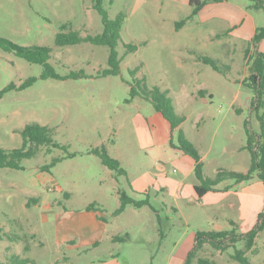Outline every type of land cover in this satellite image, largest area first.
Segmentation results:
<instances>
[{"label":"rangeland","instance_id":"374dc122","mask_svg":"<svg viewBox=\"0 0 264 264\" xmlns=\"http://www.w3.org/2000/svg\"><path fill=\"white\" fill-rule=\"evenodd\" d=\"M189 1L104 0L111 20L123 16L117 47L120 74L97 78L108 68V47L55 44L64 24L82 37L103 32L92 0H0V37L22 47H50L49 64L60 76L81 71L90 76L42 79V65L0 48V93L11 84L19 87L36 78L30 87L0 98V149L21 148L22 130L34 123L48 127L54 142L67 147L45 145L20 163L23 169L0 168V261L17 255L36 264H181L180 248L199 231L209 229L201 203L178 205L168 191L151 186V206H129L114 215L121 204L119 191L136 200L146 196L128 176H117L90 154L105 146L112 157L121 159L133 180L146 175L147 187L157 182V173L184 187L197 180L193 175L183 181L179 166L160 162L154 151L147 150L156 109L141 97L131 100V84L139 79L151 90L167 91L176 113L186 117L182 129L204 158L205 176L250 168L247 130L261 132L264 107H252L255 95L244 82L249 76L245 39L253 38L255 27H264V11L250 0H206L202 11L178 30L176 24L191 15ZM231 25L234 28L227 34ZM127 44L138 50L126 54ZM199 56L211 57L231 71L218 73L200 62ZM134 69H138L135 77ZM68 153L76 156L66 158ZM56 158L62 161L42 171ZM94 203L102 212L87 211ZM260 203L263 209V197ZM257 220L258 216L245 227L239 225L237 234L252 229ZM126 235V241H114ZM205 249L199 257L214 264H241L234 259L238 251H244L251 264H264V230L248 252L245 241L225 251L210 245Z\"/></svg>","mask_w":264,"mask_h":264},{"label":"trees","instance_id":"16d2710c","mask_svg":"<svg viewBox=\"0 0 264 264\" xmlns=\"http://www.w3.org/2000/svg\"><path fill=\"white\" fill-rule=\"evenodd\" d=\"M104 0H92L94 10L101 16L103 23V32L96 36L82 37L79 32L73 31L69 28L68 24H64L61 27V32L56 35L55 44L57 47L74 46L81 43H90L97 46H106L109 48L108 68L99 72V77L118 76L120 74V62L117 47L121 39V28L123 24V16L119 15L115 20H111L107 11L103 7ZM254 3L256 9L264 11L263 0H250ZM192 12L189 17L176 24V28L179 30L186 23L197 16L202 9L206 6V0H190L189 1ZM264 41V27H259L249 44V49L246 51V57L249 60V76L244 80L245 84L249 86L254 95L251 100L253 108L259 109L264 107V52L260 51V46ZM0 48L6 52L15 53L18 57L26 60L32 64H40L43 66L44 71L41 75L42 79H56V80H78L82 78H89L84 72H71L67 76H60L56 73L55 69L49 64L51 58L52 49L45 46H19L7 38L0 37ZM126 54L136 52L138 47L133 44H127L125 46ZM251 51L254 54L251 56ZM198 60L205 65L211 66L218 73L228 75L231 71L230 66L219 65V62L211 57L199 56ZM138 69L131 70L132 76L135 77ZM36 78H29L19 87L14 84L9 85L0 93V98L7 92L19 89L23 90L30 87ZM131 100L136 97H141L144 100L150 102L157 112L170 123L172 138L170 140V146L176 150L181 151L185 155L191 157L195 162V176L198 183L195 185V191L199 197H203L209 192L218 191L217 187L229 180L235 181L237 184L242 182H248L253 178H258L264 184V121L260 118L261 132L255 134L252 130H247L248 141L246 149L252 154V163L247 173L219 170L215 177L208 178L204 174V161L196 146L185 135L182 125L186 121L185 116H181L176 113L173 100L170 98L167 91H162L158 87L149 89L143 80L134 79L130 88ZM131 100H127L130 102ZM248 123L246 122V125ZM175 134L177 135V143H174ZM21 135L23 137L22 147L13 150L0 149V168L8 169H23L21 162L24 159H29L40 152L43 146H51L53 148L66 150V146H62L54 142L51 130L40 124H29L22 130ZM90 154L97 156L102 164L108 169L114 171L117 176L127 177V170L122 166V163L112 157L108 149L105 146L100 148H94L90 150ZM76 154L68 153L66 158H74ZM62 161V158H56L52 164L43 167L42 171H49L51 167ZM120 207L115 211L114 215L118 216L122 214L127 207L133 206L136 209H141L145 206H151L149 196L145 194L146 198L142 200H136L128 194L127 191H119ZM34 203H38V199L31 200ZM30 204V202H28ZM88 211H100L97 204H91L87 207ZM232 230L228 231H210V232H198L196 239L197 243L195 248L188 254L183 264H214V261L207 257H199V253L204 251V247L211 246L218 251H225L226 249L235 246L240 241H245V250L251 251L254 248L255 240L258 234L264 230V207L258 215V220L255 226L249 231L241 232L237 234V226L235 223H231ZM3 229L0 228V240L3 239L1 234ZM117 236L114 241H126V238ZM234 259L241 264H251L245 257L244 251H238L234 256ZM0 264H36L28 259L21 258L14 255L8 262L0 261Z\"/></svg>","mask_w":264,"mask_h":264},{"label":"crops","instance_id":"0c3cea01","mask_svg":"<svg viewBox=\"0 0 264 264\" xmlns=\"http://www.w3.org/2000/svg\"><path fill=\"white\" fill-rule=\"evenodd\" d=\"M232 26L233 25H231L230 28L227 29V34H229V32H232L234 28ZM257 28L259 27L254 28L255 33ZM252 39L253 38L248 37L245 40L249 41L250 44ZM210 41L212 42L213 39H211ZM260 51L264 52V41L260 46ZM151 124L153 130L152 136L149 138L147 150L151 152L154 151L152 153H155V155L159 157L158 159L160 162L169 161L179 166L183 170V181L190 179L193 175L195 176L194 160L181 151L176 150L170 146V140L172 138L170 123L162 116V114L156 111ZM189 140L195 145V143L191 139ZM202 159L204 161L203 157ZM118 160L122 163L120 158H118ZM248 170L242 173H247ZM128 177L129 182H131L132 185L138 188V190H140L139 192L144 195H148L149 199L152 193V189H150L151 186L152 188H157V190L160 189L163 193L165 191H168L169 195L171 194L170 196L174 198V201L178 205L182 203L188 205L201 203V205H203L206 209V225L209 226V229H203L204 231L199 232L228 231L225 228L226 226H231L232 222L237 226L241 225L245 227L247 223L254 222L255 218H257L258 214L262 210L260 200L262 199V197L264 198V184L258 178H253L248 182H242L240 184H232L229 181H225L217 187L218 191L209 192L203 197H199L195 191V185L198 183L197 180V183L195 181L193 184H186V186L184 187V183L177 180H168V178L163 174L157 173L155 177L158 184L156 182L155 184L148 185L147 187V185H145L144 183L145 179L147 178L146 175L142 174L135 180H133V177L129 174ZM172 210L174 212H177L176 208H172ZM99 212H102L101 208L100 211H97L95 213L98 214ZM98 219L100 221L105 220L100 216H98ZM185 222L190 225L189 219L185 218ZM196 243L197 239L196 236H194V238L192 237V240L190 239L188 244L180 248L178 253L180 255L179 260L181 261V264L184 263L188 254L195 248ZM206 246L204 247V250H206Z\"/></svg>","mask_w":264,"mask_h":264}]
</instances>
